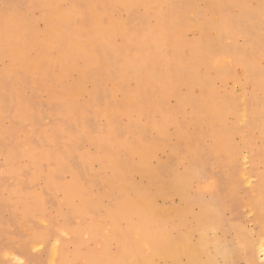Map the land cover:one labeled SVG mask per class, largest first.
<instances>
[{"label": "bare ground", "instance_id": "6f19581e", "mask_svg": "<svg viewBox=\"0 0 264 264\" xmlns=\"http://www.w3.org/2000/svg\"><path fill=\"white\" fill-rule=\"evenodd\" d=\"M70 1L71 6L66 7L62 5V0H28L29 10L33 8L41 10L43 25L40 28L35 26L34 19L31 21L32 17L29 19L25 17L26 14L22 12L23 6L22 10L20 9L13 18L2 14L0 17V44L6 50L4 57L9 62L8 68L26 70L33 82L37 76H42V72L54 73L64 80L66 79L64 67L56 69L54 61L56 59L44 55H48L54 47H58V50L65 49L58 61L65 62L66 59H70L74 55H82L88 63V69L93 70L102 62L104 63L103 57L95 51L96 47H101L109 51L111 55L109 66L113 74H117L116 76L123 83L130 78L137 81L135 89L128 93L125 92V103L121 104L119 108H104L100 111V117L105 118L108 123L109 133H112L117 126V117L128 116L130 108H134L139 117L151 112L156 123L157 134L168 136L166 127L169 119L157 107L145 103L148 95L149 76L144 72L151 64V68H156L158 73L168 75V79L165 81V90L156 92L157 95L166 98V96L174 94L176 86L180 83H186L188 88L190 87V92H188L190 95L179 97V101L181 105L189 104V106L186 105L190 107L189 125L194 132L199 128L202 129L206 133V139L203 141V145H198L189 137L191 142L184 144L183 151L177 150L173 154L178 161L177 165L179 164L181 168L172 169L169 179L164 181L158 177V174H151L153 168L149 162L154 158L155 146L151 140L145 138L144 129H130L135 134V137L133 136L135 142L134 145L130 144V153L124 161L126 164L119 159V151L123 147L122 141L111 134L108 148L104 150L103 141L105 140L103 138L95 139L91 136L97 149L101 150L103 146V150L99 153L97 150L98 154L96 155L101 168L106 169L109 164H112L116 170V179L106 176L103 178L116 182L114 192L108 191L105 195L108 201L107 205L109 204L107 212H109L110 220L106 225L99 224L96 211L101 205H97L94 199L85 198L83 201L85 203L79 207L78 212L80 214L87 213L91 217L83 224L86 226L87 234L72 241L74 242L72 250L66 251L65 243L63 245L55 243L58 241V237L49 245L47 244L49 264L68 263L73 258L81 259L82 264H215L209 253L210 244L220 252L219 254L223 258L222 264H250L253 262L255 254L264 260V217L256 219L260 224V229L248 250H244L238 243L229 248H223L220 240L215 241L209 238L208 230L219 224V212L217 207L211 204L212 202L198 201L200 211L197 217L200 224L196 229L191 226L186 217L190 208V202L186 198L187 186L192 181L200 183L199 175L192 163L199 161L203 166L201 168H205L207 166L206 156L202 154L205 150L210 154L209 163L215 165L216 159L217 165L226 169L229 174L225 178L226 183L223 182L224 189L220 188L228 190L229 192H226L234 194L235 197L240 184L241 186L247 184L249 185L248 196L244 199L241 197L244 206L250 205L254 212L264 209V205H262L264 203V66L260 68L254 62L258 55L264 53V38L261 36L251 37L245 32L247 30L243 28L244 26L238 25L239 19L232 16V11L230 14L228 10H225L228 8L226 7L227 1L232 0H205L209 2L210 6L213 5L217 9L211 25L214 34L217 35L214 46L216 45L221 56L218 63L222 64L225 58H229L230 64L233 65L235 57L245 59L244 62L247 66L243 73L246 78L244 80L245 83L251 82L252 84V94H248L244 90L245 86L239 90L237 88V91L234 89L220 90L214 85L216 79L220 83L230 79L235 84L234 80L238 77L232 72L214 73L211 77L203 75V70L201 71L200 67L204 63L203 60H206L205 52L209 46L200 38L203 22L200 23V20L195 19L196 17H193L195 20L190 17L186 23L188 28L198 29L199 36L195 39L188 40L185 37L182 32L185 28L183 24H180L181 28L176 30L175 28L180 26L178 24L182 17L178 0H169L170 6L177 2L174 10L169 14L163 10L166 0ZM240 1H243L244 9L247 8L255 17L264 20V0ZM184 2L186 1L184 0ZM235 2L237 3V0ZM254 3L258 5L254 6ZM261 5L262 7H260ZM10 8V3L3 7L4 10H10ZM112 9L127 10L130 12L129 14H133L135 23L128 26V23L123 24L122 21L114 19L111 15ZM181 9V13L187 11L191 15L194 14V9L190 7L183 6ZM258 28L255 31H258ZM117 34L122 37L120 45L114 42V36ZM228 35H241L244 38L241 44H233L228 47L220 46V40ZM64 43L65 46L60 47ZM257 45H260V48ZM168 46L171 50L165 52ZM82 77L84 78V75ZM195 84L199 85L201 90L199 89V93L196 95H192L191 92ZM78 87L77 80L71 81L69 89L63 93L64 97L61 100L65 97L73 98ZM146 124L145 121L144 125ZM184 129L185 127H181V131H176L177 136L178 134H187ZM243 129L247 130V134H241L239 140L235 141L233 134L236 132L240 134ZM55 137L54 135L53 138ZM256 138L260 140L259 150L253 148L257 142ZM133 156H138V168L143 165L141 173L156 177L153 182L160 195L167 196L170 192H176L182 198L183 205L158 209L155 197L147 192L148 188L144 186L147 191L143 189L144 187L137 189L135 186V188L130 180L131 166H127V164L131 165ZM40 160V157H34L32 162L38 166ZM85 176L87 175L85 174ZM215 181L217 179L203 184L202 187L217 193L221 189L218 188V182ZM55 182L57 179L52 177L48 184L55 185L57 184ZM92 185H94L93 182L88 184V186ZM88 186L83 187L79 183L72 184L66 190V195L73 197L81 194L84 197ZM129 188L134 189L132 190L133 196L132 192H129L130 194L127 192ZM66 195L64 196L66 197ZM221 195L218 200L220 198V203L224 205L223 201L230 196L227 195L229 196L227 198L226 195ZM216 196L215 200L210 201H216ZM235 201L239 202L238 197ZM223 208L220 207L221 210ZM26 211L32 213L30 205L27 206ZM144 222H146L145 226ZM142 226L144 227L142 228ZM194 233L197 234L196 240L192 238ZM31 235L32 239H40L45 242L49 236L47 231L34 232ZM98 235L101 238L98 244L100 249H88L87 251V243L95 241ZM111 242L115 243L114 251L108 248ZM7 256L4 254L3 258H7Z\"/></svg>", "mask_w": 264, "mask_h": 264}, {"label": "rangeland", "instance_id": "374dc122", "mask_svg": "<svg viewBox=\"0 0 264 264\" xmlns=\"http://www.w3.org/2000/svg\"><path fill=\"white\" fill-rule=\"evenodd\" d=\"M178 1L182 17L180 23L177 22V24L185 26L182 32L188 40L199 36L198 29L188 28L186 25L190 17L191 19L196 17L195 19L200 20V23L203 22L200 38L209 45L205 52L206 60H203L202 67L199 66L201 71L203 70V75L211 77L214 73L232 72L238 77L234 80L235 84L230 79V81L226 80L224 83H220L216 79L214 85L220 90H236L237 88L239 90L245 86L244 90L248 94H252V84L247 81L245 83L246 78L243 75L247 66L244 62L245 59L235 57L233 65L230 64L229 58H225L222 64L218 63L221 56L216 45L214 46L217 35L214 34L211 25L217 9L211 5L212 10L209 2L205 0ZM227 2L226 7L228 8L225 10H228L229 13L232 11V16L239 19L238 25L240 27L244 26L243 28L247 30L245 32L250 34L251 37L261 36L264 38V20L255 17L247 8L244 9L243 1L237 0L238 4L235 0ZM7 3L11 5L10 10L3 9ZM27 3L28 0H0V17L3 14V16L13 18L20 9L22 10L23 6L24 10L22 12L26 14L25 17L28 19L32 17L31 21L34 19L35 26L40 28L43 25L41 10L39 8L29 10ZM62 5L70 7L71 1L62 0ZM176 5L177 2H175V5L170 6V1L166 0L163 4V10L169 14ZM238 5H241V7ZM257 5V3H254V6ZM183 6L194 9L195 15H191L187 11L181 13ZM129 13L127 10H111L114 19L132 26L135 20L133 14ZM167 13L166 16H168ZM181 25L175 29H180ZM256 26L262 30L258 28V31H260H255ZM243 38L241 35L224 36L220 40V46L228 47L233 44H241ZM121 41L122 37L119 34L114 36L116 44L120 45ZM64 46L65 43L60 47ZM257 47L260 48V45H257ZM64 50H58V47H54L48 55L44 56L56 59L54 60L56 69L64 67L66 79L63 80L54 73L42 72V76H37L33 82L26 70L8 68L9 62L4 57L6 50L0 44V256L2 257H0V264H49L48 245L56 237L59 239L55 243H61L62 245L65 243L67 245L65 250H72L74 248L72 246L74 242L72 241H76V239H80L87 234L86 226L83 224L89 221L91 217L87 213L80 214L78 212L79 207H82L85 203L83 202L85 198L94 199L97 205H101L96 211L99 224L106 225L109 222L110 217L109 212H107L109 204L107 205L108 201L105 195L108 191L114 192L116 182L107 181L103 178L106 176L110 179H116V170L112 164H109L106 169H102L96 155L99 151L108 148L111 134L123 142L122 150L119 151V159L126 164L124 161L130 153L131 145H134L135 142V134L130 129H144L145 138L151 140L155 146L153 150L154 158L149 162V165L153 168L151 174H158V177L164 181L169 179L172 169L178 170L181 168L179 164L177 165L178 161L173 156L174 152L177 150L183 151L184 144L190 141L189 137L198 145H203L202 143L206 139V133L202 129L199 128L194 132L189 125L188 118L190 114L188 112L190 107L186 106H189V104L184 103L181 105L179 101V97L190 95L188 93L190 87L188 88L186 83H180L178 84L179 87L176 86L174 94L166 96V98L157 95L156 92L165 90V81L168 79V75L158 73L156 68H151V64L144 72L145 75L149 76L148 95L145 103L157 107L169 119L168 128L166 127L168 136L157 134L156 123L151 112L139 117L134 108H130L128 116L117 117L116 129L114 128L112 133H109L108 123L105 118L100 117V111L104 108H119L121 104L125 103V92L128 93L136 88V79L130 78L123 83L116 76L117 74H113L109 66L111 55L109 51L101 47H96L95 51L103 57L104 63L102 62L93 70L88 69V63L82 55H74L70 59H66L65 62L58 61ZM170 50L171 48L168 46L165 52ZM254 62L262 68L264 66V53L258 55ZM127 73L131 74L129 71ZM82 75H84V78ZM74 80H77L79 86L76 89V94L73 98L65 97L61 100L64 97L63 93L69 89L70 82ZM193 86L191 94L196 95L201 88L197 84ZM183 106L185 107L183 108ZM181 116L185 118L183 119ZM145 121L147 122L146 125H144ZM181 127H185L184 130L187 134H178L177 136V132L178 130L181 131ZM241 134H247V130L243 129L240 134L238 132L234 133V140H239ZM54 135L55 138H53ZM91 136L95 139L103 138L105 140L103 146L105 147L102 146L103 149L101 148V150L97 149ZM256 141L253 148L259 150L260 140L256 138ZM202 154L206 156L207 166L205 168H201L203 166L199 161L192 163L194 164L192 165L193 168L199 175L198 181L200 183L192 181L187 186L186 198L190 202L189 211L186 213L187 220L196 229L200 224L197 217L200 211L198 201L212 202L211 204L216 206L217 211L221 214L218 213V226L208 230L209 238L215 241L220 240L223 248H229L238 243L244 250H248L249 245L258 235L260 224L256 219L264 217V209L257 212L255 210L254 212L250 205L244 206L242 199L248 196L249 185L247 184L242 186L240 184L235 197L234 194L228 193V190H226L228 192L223 190V182L226 181L225 178L229 174L226 169L217 165L216 159L215 165L209 163L210 154L206 150ZM34 157L41 158L38 166L32 162ZM131 159H133L131 165L127 164V166H131L130 180L132 184L137 189L144 186L148 188V191L145 187L143 189L155 197V204L158 209L160 207L183 205L182 198L176 192H170L167 196L160 195L153 182L156 177L141 173L143 165L141 168L137 167L138 156H133ZM52 177L57 179V182H55L57 184H48ZM213 179H217L215 182H218V188H223H220L221 190H218L217 193L202 187L203 184ZM92 182L94 185L88 186ZM75 183H79L83 187H89L84 197L81 194L73 197L66 195L68 187ZM132 190L134 189L129 188L127 192H132L131 195L133 196ZM220 191H223L222 195ZM220 195L230 196V198L227 196L228 199L225 198L224 205L220 203V198L218 200ZM215 196L216 201H210L215 200ZM232 197L234 198L232 199ZM236 197H238L239 202L235 201ZM195 199L196 202H194ZM217 200L219 202L218 206L216 205ZM28 205L32 208V216L26 211ZM232 205L234 206L232 207ZM220 207H224L223 210ZM145 225L146 222H144ZM42 231L48 232V241L32 239V233ZM192 238L196 240L197 234L194 233ZM100 241L101 238L98 235L95 241L87 243V251L88 249L99 250L98 244ZM108 248L114 251L116 249L115 243L111 242ZM209 250L215 264H222L223 258L218 249L210 244ZM5 251H9L11 254ZM4 254L8 255L7 258H3ZM255 255H253V262L250 264H264V260ZM56 264H82V261L73 258L68 263L57 262Z\"/></svg>", "mask_w": 264, "mask_h": 264}]
</instances>
